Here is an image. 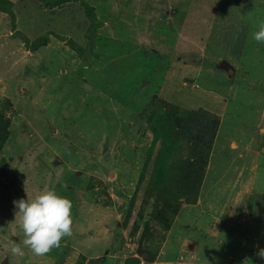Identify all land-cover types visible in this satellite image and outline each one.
Returning a JSON list of instances; mask_svg holds the SVG:
<instances>
[{
  "label": "rangeland",
  "instance_id": "1",
  "mask_svg": "<svg viewBox=\"0 0 264 264\" xmlns=\"http://www.w3.org/2000/svg\"><path fill=\"white\" fill-rule=\"evenodd\" d=\"M12 1L15 20L0 11V264H264V44L252 37L264 0ZM118 34L131 42L114 51ZM160 97L220 121L197 203L181 197L173 226L141 239L156 206L152 162L140 183L145 112ZM25 187L73 203V235L45 256L8 253L23 247L13 202Z\"/></svg>",
  "mask_w": 264,
  "mask_h": 264
},
{
  "label": "trees",
  "instance_id": "2",
  "mask_svg": "<svg viewBox=\"0 0 264 264\" xmlns=\"http://www.w3.org/2000/svg\"><path fill=\"white\" fill-rule=\"evenodd\" d=\"M69 2L70 0H47V5L51 8L63 7ZM13 7L12 0H0V11L11 15L15 20ZM93 9L91 6L87 7L90 15ZM100 24L98 23L99 27L102 25ZM96 37L107 39L108 35H94L91 38ZM43 40H46V36ZM120 42L129 44L131 41L125 35L119 36L114 51L118 50ZM73 47L76 49L75 46ZM79 55L82 56L83 53L79 51ZM145 115L148 120L147 129L153 133V138L142 168L140 183L147 179L146 171L152 162L153 171L148 178L147 196H153L156 206L151 212V218L141 239L150 234L151 225H160L167 229L173 226L174 215L181 204V197L187 198L190 203H197L220 121L219 116L210 110L186 109L162 101V98L160 102H156L155 99L146 109ZM0 116L3 117L2 114ZM3 122L4 118L0 121V149L6 139ZM5 166V162L0 163V172L3 174L6 173ZM127 223L126 221L125 225ZM124 264H140V258L135 255L128 256Z\"/></svg>",
  "mask_w": 264,
  "mask_h": 264
},
{
  "label": "clouds",
  "instance_id": "3",
  "mask_svg": "<svg viewBox=\"0 0 264 264\" xmlns=\"http://www.w3.org/2000/svg\"><path fill=\"white\" fill-rule=\"evenodd\" d=\"M257 43L264 44V20L258 22V30L252 34ZM25 191L27 193L26 187ZM17 209L15 221L23 235L22 245L13 243L8 253L22 257L24 248L36 256H45L61 245L62 240L73 235V203L70 198L62 196L54 189L41 191L34 197L13 202ZM257 255L264 259V249Z\"/></svg>",
  "mask_w": 264,
  "mask_h": 264
},
{
  "label": "water",
  "instance_id": "4",
  "mask_svg": "<svg viewBox=\"0 0 264 264\" xmlns=\"http://www.w3.org/2000/svg\"><path fill=\"white\" fill-rule=\"evenodd\" d=\"M7 264H10V263H7Z\"/></svg>",
  "mask_w": 264,
  "mask_h": 264
}]
</instances>
